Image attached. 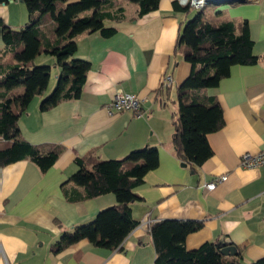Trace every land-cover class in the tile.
I'll return each mask as SVG.
<instances>
[{"label":"crops","instance_id":"crops-1","mask_svg":"<svg viewBox=\"0 0 264 264\" xmlns=\"http://www.w3.org/2000/svg\"><path fill=\"white\" fill-rule=\"evenodd\" d=\"M174 2L161 0L155 11L138 17L136 3L111 0L109 12L121 8L123 19L104 25L116 33L109 38L84 33L75 39V58L90 66L80 98L42 112L39 105L46 92L20 116V135L27 143L64 150L46 172L30 160L0 166V264H154L150 226L162 220L201 222L186 238L188 251L229 239L244 264L264 258V166H239L244 153L264 150V0L204 10L209 19L219 12L216 20L246 21L259 61L234 66L216 88L197 92L216 99L224 125L207 136L212 155L194 170L172 146L177 90L191 73V65L176 52L177 38L182 25L194 17L175 12ZM0 18L13 30L28 23L19 1L0 3ZM5 49L0 31V51ZM50 64L56 68L54 60ZM165 77L171 78L169 87L163 86ZM118 93L141 100V118L131 112L108 113ZM145 146L157 148L158 166L134 189L141 199L131 205L138 225L124 240L123 250L110 252L81 241L52 254L62 233L91 223L99 211L116 204L112 194L75 199L83 189L66 183L77 170L75 159L92 152L99 160H121ZM222 176L226 181L212 191L204 188Z\"/></svg>","mask_w":264,"mask_h":264},{"label":"trees","instance_id":"trees-1","mask_svg":"<svg viewBox=\"0 0 264 264\" xmlns=\"http://www.w3.org/2000/svg\"><path fill=\"white\" fill-rule=\"evenodd\" d=\"M11 1L24 5L28 23L23 29L13 30L0 18L1 39L6 47L0 51V166L30 160L41 172H46L64 148L31 145L21 137L18 127L20 116L33 99L43 96L48 89L50 67L36 65L35 60L40 56L51 57L59 70L57 85L41 100L40 111L79 99L90 66L75 58V39L84 33L104 38L113 36L116 30L106 27L104 22L123 19V9L111 14L108 10L112 7L111 0ZM127 1L138 5L137 16L141 17L155 11L161 0ZM6 2L8 0H0V3ZM174 11L190 13L175 2ZM220 15L217 12L209 19L204 11L195 13L182 25L177 38L176 52L191 65V73L177 90L178 111L173 123L172 146L175 155L193 170L212 155L207 136L224 125L216 99L200 96L197 92L216 88L234 66H251L259 61L253 53L247 22L216 20ZM17 89L22 92L12 94ZM74 163L77 170L66 183L83 189V195L75 199L112 194L116 204L99 211L91 223L62 233L51 247L52 254L81 241L110 252H121L124 240L138 225L132 218L131 205L141 199L134 189L158 166L157 148L145 146L121 160L105 161L90 152L75 159ZM201 226V222L189 220H162L151 225L154 264H244L240 251L235 257L220 253L225 245L223 240L186 250L187 236ZM250 264H264V258Z\"/></svg>","mask_w":264,"mask_h":264},{"label":"built area","instance_id":"built-area-1","mask_svg":"<svg viewBox=\"0 0 264 264\" xmlns=\"http://www.w3.org/2000/svg\"><path fill=\"white\" fill-rule=\"evenodd\" d=\"M226 2L227 0H175V3L180 8L188 9L190 12L196 13L204 11L206 6L215 7ZM170 84L171 78L165 77L163 80V86L169 87ZM141 103V100H139L138 97L134 95L118 93L114 96L113 101L109 104L107 110L109 114L118 112H131L135 118H141L143 115ZM239 166L243 169H256L263 167L264 150H261L255 154L244 153L240 158ZM226 179V176L213 179L212 181L208 182L204 188L207 191H212L218 184L226 181Z\"/></svg>","mask_w":264,"mask_h":264},{"label":"water","instance_id":"water-1","mask_svg":"<svg viewBox=\"0 0 264 264\" xmlns=\"http://www.w3.org/2000/svg\"><path fill=\"white\" fill-rule=\"evenodd\" d=\"M8 1H11V0H8ZM250 2H251V0H227L226 4H228V5L229 4H246V3H250ZM220 253L226 257H235L238 252H237L236 247L231 244L230 240L226 239L225 245L220 250Z\"/></svg>","mask_w":264,"mask_h":264},{"label":"rangeland","instance_id":"rangeland-1","mask_svg":"<svg viewBox=\"0 0 264 264\" xmlns=\"http://www.w3.org/2000/svg\"><path fill=\"white\" fill-rule=\"evenodd\" d=\"M212 7L213 6H206L205 10L212 9ZM195 13L196 12H190V14H194V15H195ZM42 58H44V59L39 64H41V65L43 64L42 66H48V67H50V80H49V85H48V89H47L46 92L51 93L53 91V89L57 85V77H56V75H57V69L49 66V65H52V64H50L51 63V60H53L51 57H45V56H43Z\"/></svg>","mask_w":264,"mask_h":264}]
</instances>
